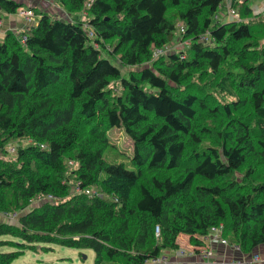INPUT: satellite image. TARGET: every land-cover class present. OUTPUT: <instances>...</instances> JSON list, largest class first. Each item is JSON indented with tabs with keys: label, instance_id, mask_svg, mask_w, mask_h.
<instances>
[{
	"label": "trees",
	"instance_id": "trees-1",
	"mask_svg": "<svg viewBox=\"0 0 264 264\" xmlns=\"http://www.w3.org/2000/svg\"><path fill=\"white\" fill-rule=\"evenodd\" d=\"M22 2L0 0V21L38 17L0 38V216L14 220L0 222V247H18L0 264L40 244L147 264L180 235L198 252L220 226L243 255L263 248L264 19L252 0H229L230 22L227 0H55L52 14ZM177 38L183 49L154 56ZM114 128L132 170L104 159Z\"/></svg>",
	"mask_w": 264,
	"mask_h": 264
},
{
	"label": "rangeland",
	"instance_id": "rangeland-1",
	"mask_svg": "<svg viewBox=\"0 0 264 264\" xmlns=\"http://www.w3.org/2000/svg\"><path fill=\"white\" fill-rule=\"evenodd\" d=\"M17 2H22V0H16ZM48 7L51 10V13H55L58 11V9H55L51 5L52 0H45ZM228 3L225 4V7L222 8L224 10V18L222 17L221 21L230 22L234 21L232 17L228 15V10L231 8L229 0H227ZM25 4L24 2H22ZM44 4V3H43ZM262 0H252L250 3V7L254 9L255 14H261L264 15V6H263ZM44 7H46V4H44ZM258 7L261 11L258 10ZM260 14V15H261ZM77 15V14H73ZM53 16V15H52ZM79 16V15H78ZM80 17V16H79ZM173 50H180L183 49V44L179 42V39L177 38L175 40L174 45H172ZM105 54V53H103ZM109 137V141L112 144L113 148H109L104 153V159L110 163H122L127 169L132 170L133 167L130 164L129 157L131 156L132 152V143L131 141L126 137V135L122 132L121 129H111L107 133ZM22 145L23 147L28 146L30 143L28 141H24L21 143L14 142L10 146H7V148L10 147H17L18 145ZM14 154H10L8 152V157H13ZM2 221V220H0ZM5 221V220H4ZM4 239V238H2ZM14 242H18L16 239H14ZM39 248H37L36 251L32 250H25L24 253L16 259L12 264H93V252L91 250H78V249H72V248H66L55 244H40L38 245ZM41 248V249H40ZM43 248H48L47 250H43ZM18 250L17 246H1L0 252H11Z\"/></svg>",
	"mask_w": 264,
	"mask_h": 264
},
{
	"label": "crops",
	"instance_id": "crops-1",
	"mask_svg": "<svg viewBox=\"0 0 264 264\" xmlns=\"http://www.w3.org/2000/svg\"><path fill=\"white\" fill-rule=\"evenodd\" d=\"M29 2H31V4H33L34 7H37L38 10L40 8L47 9V11L51 13V10L48 7L45 0H29ZM43 3L46 4V7H44ZM258 10L261 11L259 7ZM224 17L225 16L223 15V18ZM37 19L38 17L34 16L32 20V23L34 22V25L37 22ZM29 25L30 24L26 23L24 19L20 18L17 15L3 17L2 20L0 21V38L4 37L6 32L13 31L15 33H20L25 29V27H28ZM0 220H2L0 222H3L4 220L7 219L0 216ZM177 242L179 244L178 250L164 251L163 254L160 256V258H165L164 260L165 263L149 262L147 264H191L193 262H196L198 257H200L202 248H209L210 251L212 252L213 259L217 260L220 263L232 264V262L235 261V262H244V264H264V262L253 263L250 261L252 255L255 254V252L250 255H243L240 252H236L232 250L230 246H224L219 243H204L205 246L202 248H198V252H197L196 247L189 245L188 237L185 235L178 236ZM256 252H258V254L263 255L264 247L260 248Z\"/></svg>",
	"mask_w": 264,
	"mask_h": 264
},
{
	"label": "built area",
	"instance_id": "built-area-1",
	"mask_svg": "<svg viewBox=\"0 0 264 264\" xmlns=\"http://www.w3.org/2000/svg\"><path fill=\"white\" fill-rule=\"evenodd\" d=\"M51 5L53 7L55 6V0L51 1ZM227 13L233 19H236L237 21H239L238 15L231 8L228 10ZM18 16L23 18L24 21L28 24L32 23L33 15L29 9H20ZM261 16L264 19L263 13L261 14ZM89 35H91V33H89ZM202 39H204V38H202ZM186 44H183V47ZM172 49H173L172 46H167L164 49H157L154 52V56L156 57V56H159L162 54L169 53L170 52L169 50H172ZM10 152L11 153L14 152V147L10 148ZM74 191L76 193H78L80 190L78 188H75ZM6 219H8L10 221H14L13 216H7ZM156 233H157V229H156ZM201 240L204 243H219V244L224 245V246H230L232 250H234L236 252H240V248L238 245H235V244L230 245L226 239L222 238V227L221 226L217 227V228H211V230L209 231V234L205 235L204 237H201ZM164 260H165V258L158 257L156 259L151 260L150 262H152V263L164 262L165 263ZM250 261L253 263L264 262V254L261 255V254H258V252H255V254L252 255ZM191 264H225V263H220L217 260H214L212 252L210 251L209 248H202L200 257H198L196 262H193ZM232 264H244V262H235L234 261V262H232Z\"/></svg>",
	"mask_w": 264,
	"mask_h": 264
}]
</instances>
